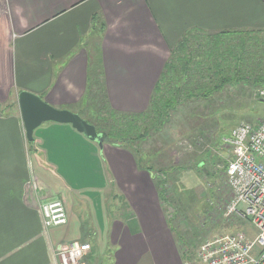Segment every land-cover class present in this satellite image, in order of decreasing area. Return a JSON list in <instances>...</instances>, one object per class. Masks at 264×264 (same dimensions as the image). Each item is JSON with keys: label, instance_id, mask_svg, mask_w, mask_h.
I'll use <instances>...</instances> for the list:
<instances>
[{"label": "crops", "instance_id": "obj_1", "mask_svg": "<svg viewBox=\"0 0 264 264\" xmlns=\"http://www.w3.org/2000/svg\"><path fill=\"white\" fill-rule=\"evenodd\" d=\"M256 31L264 0H0V105L12 109L0 112V264H57L72 242L90 245L80 264H186L133 151L56 122L30 142L14 102L27 91L86 118L89 84L101 80L111 109L139 114L187 32ZM55 199L67 215L61 231L41 213Z\"/></svg>", "mask_w": 264, "mask_h": 264}, {"label": "rangeland", "instance_id": "obj_2", "mask_svg": "<svg viewBox=\"0 0 264 264\" xmlns=\"http://www.w3.org/2000/svg\"><path fill=\"white\" fill-rule=\"evenodd\" d=\"M247 33L232 34L224 40L220 35L194 36L190 40L189 51L192 55L198 53L201 62L196 80L188 84L189 89L195 84L194 95L199 94L200 86L205 79L207 81L209 72L205 67L214 44L220 49L222 41L261 39V43L264 42V32ZM258 89L239 83L215 91L208 99L194 97L187 100L182 95L160 130L148 131L151 122L146 118L142 123L136 122L140 131L129 121L121 133L113 132L121 140L138 132L143 134V141L137 145L138 157L141 164L153 172L163 212L172 219L168 226L183 237V248L190 252L189 264H200L198 252L203 243L241 229L233 216L224 214L225 206L232 198L226 176L230 149L224 140L230 138L235 126L241 123L255 125L264 118V100L259 98ZM10 105L9 102L0 106V112ZM11 110L8 108L6 112ZM82 228L88 231L91 226L85 223Z\"/></svg>", "mask_w": 264, "mask_h": 264}, {"label": "trees", "instance_id": "obj_3", "mask_svg": "<svg viewBox=\"0 0 264 264\" xmlns=\"http://www.w3.org/2000/svg\"><path fill=\"white\" fill-rule=\"evenodd\" d=\"M250 33L259 34L262 32ZM194 36H196L195 33L187 32L172 49L170 60L164 66L161 78L155 85L150 98V106L145 112L139 114L117 112L109 107L101 80H96L89 84L84 110L87 113V117H80L95 127L97 133L101 134V139L104 143L129 148L133 151L137 157L138 167L145 169L152 175L153 172L144 167L138 157L137 145L144 138L143 134L138 132L131 137L128 135L127 139L121 140L114 136L113 132L121 133V129L123 130L125 124L129 121L132 126L134 124L139 129L136 122L141 121L142 123L146 118H149V122H151L148 131L160 130L162 124L169 117L170 112L180 102L181 99L179 97L182 95H185L187 100L194 97L195 99H208L215 91H221L225 86L234 87L239 85V83L246 84L251 88H264V42L261 43V39L249 41L240 39L233 43L231 41H227V43L222 41L220 49H217V44H214L210 54H208V62L205 67V71L209 72L206 77L207 81L205 79L202 85L200 83L202 88L200 86L199 94L194 95L192 92L195 84L190 89L188 84L194 83L196 74H198L201 66L198 53L192 55L193 52L191 53L188 48L190 40ZM250 49L252 51H249ZM144 128L147 131V127ZM142 130L144 131V129ZM198 165H201V161H198ZM175 233L178 234V238L184 244L183 237L178 232L175 231ZM189 257L190 252L187 249V251L183 252L185 262H189Z\"/></svg>", "mask_w": 264, "mask_h": 264}, {"label": "built area", "instance_id": "obj_4", "mask_svg": "<svg viewBox=\"0 0 264 264\" xmlns=\"http://www.w3.org/2000/svg\"><path fill=\"white\" fill-rule=\"evenodd\" d=\"M257 93L264 100V88ZM224 142L230 149L226 176L232 196L224 214L233 216L241 229L203 243L198 261L200 264H264V118L255 125L235 126ZM41 213L46 228L67 222L60 199L45 202ZM89 251L87 243L64 244L57 249V264H80Z\"/></svg>", "mask_w": 264, "mask_h": 264}, {"label": "water", "instance_id": "obj_5", "mask_svg": "<svg viewBox=\"0 0 264 264\" xmlns=\"http://www.w3.org/2000/svg\"><path fill=\"white\" fill-rule=\"evenodd\" d=\"M20 116L24 125L27 140L32 142V133L43 122L70 124L87 139L102 143L101 134L95 127L78 114L67 109H58L46 103L41 97L27 91H21L17 96Z\"/></svg>", "mask_w": 264, "mask_h": 264}]
</instances>
